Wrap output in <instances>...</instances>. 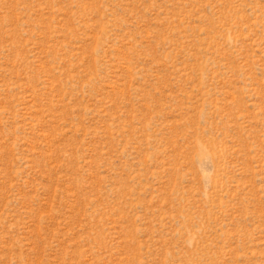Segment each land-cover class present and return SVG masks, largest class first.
<instances>
[{
    "label": "rangeland",
    "instance_id": "1",
    "mask_svg": "<svg viewBox=\"0 0 264 264\" xmlns=\"http://www.w3.org/2000/svg\"><path fill=\"white\" fill-rule=\"evenodd\" d=\"M0 264H264V0H0Z\"/></svg>",
    "mask_w": 264,
    "mask_h": 264
}]
</instances>
